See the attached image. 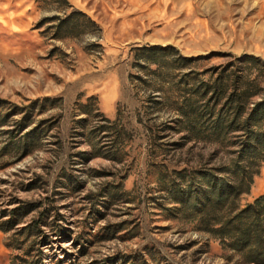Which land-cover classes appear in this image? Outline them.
Instances as JSON below:
<instances>
[{
  "label": "rangeland",
  "instance_id": "374dc122",
  "mask_svg": "<svg viewBox=\"0 0 264 264\" xmlns=\"http://www.w3.org/2000/svg\"><path fill=\"white\" fill-rule=\"evenodd\" d=\"M244 58L264 63V0H0V264H242L166 186L234 150L175 103Z\"/></svg>",
  "mask_w": 264,
  "mask_h": 264
},
{
  "label": "trees",
  "instance_id": "16d2710c",
  "mask_svg": "<svg viewBox=\"0 0 264 264\" xmlns=\"http://www.w3.org/2000/svg\"><path fill=\"white\" fill-rule=\"evenodd\" d=\"M171 49L166 46L164 50ZM164 50L144 46L136 53L147 64H159L157 54ZM192 60L178 55L172 61L184 65ZM238 62L245 66L228 70L231 64L226 65L200 86L201 92L197 87L184 89L182 99L175 103L178 121L198 138L222 142L226 133L236 131L234 150L217 166L192 172L183 168L176 173L183 187L172 179L166 189L170 201L179 205L177 210L194 222L195 229L217 240L238 263L264 264V196L241 202L264 161V86L258 80L264 63L256 58ZM188 93H199V98H191ZM124 262L137 264V257H126Z\"/></svg>",
  "mask_w": 264,
  "mask_h": 264
}]
</instances>
